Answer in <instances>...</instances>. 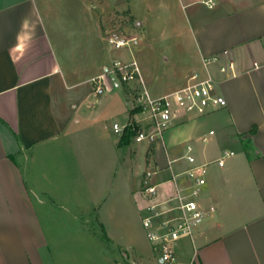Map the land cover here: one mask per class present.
<instances>
[{"label": "crops", "instance_id": "obj_1", "mask_svg": "<svg viewBox=\"0 0 264 264\" xmlns=\"http://www.w3.org/2000/svg\"><path fill=\"white\" fill-rule=\"evenodd\" d=\"M177 1L191 6L192 59L200 65L194 63L176 78L183 83L195 71L212 74L227 105L202 116L180 117L153 143L154 153L149 165L145 163L159 170L162 192L173 189L164 181L190 165L188 153L198 163H209L200 198L205 205L214 203L216 211L198 226L194 242L189 238L177 242L172 264H264V0H212V6L205 3L208 0H162V4L173 12ZM104 4L105 0H0V264L66 260L65 232L42 225L64 199L54 187L38 184L36 165L69 135L67 91L76 93L110 68L104 41L114 31L117 14L135 19L131 7L109 9ZM214 57L217 61L205 64ZM229 59L235 62L234 70L221 72L220 64ZM93 94L97 96L95 90ZM83 107L77 122L98 118L94 104ZM125 144L120 136L118 147ZM147 144L146 151L151 143ZM226 150L234 154L226 157L232 161L222 174L226 158L222 166L216 160ZM212 164L220 168H211ZM145 203L144 199L142 214ZM84 208V213H91L92 207ZM81 233L80 240L113 241L105 231L84 226ZM121 248L129 252L126 264L152 260L140 244L124 248L118 243L114 264H121Z\"/></svg>", "mask_w": 264, "mask_h": 264}, {"label": "rangeland", "instance_id": "obj_2", "mask_svg": "<svg viewBox=\"0 0 264 264\" xmlns=\"http://www.w3.org/2000/svg\"><path fill=\"white\" fill-rule=\"evenodd\" d=\"M177 2L179 7L173 12L162 0H105L104 4V8L109 9L131 7L135 19L117 14L113 29L127 37L138 38L137 43L120 48L105 40L106 64L112 68L115 60L135 59L145 82L144 88L154 97L180 88L186 82L179 83L176 76H184L194 63L200 65L192 59L195 42L191 6L183 7ZM81 88L78 93L67 91L71 116L68 137L58 141L55 148L48 149L36 165L38 184L54 187L57 195L64 199L55 213L42 220L46 230H61L66 234L63 239L67 256L62 257L66 260H61L60 264H114L118 243L124 248L140 244L147 256L152 257L147 264H170L154 257L158 254L153 250L142 221V177L144 170L150 168L145 164L148 142L134 140V130L131 142L118 147L121 134L113 130L114 122L126 124L131 116L133 102L128 100L125 83L119 82L112 90L97 96L93 94V82ZM87 93H90L88 98ZM91 104L96 107L98 118L77 122L78 110ZM231 161L232 157L226 158L225 166L218 171L222 174L229 171ZM216 166L212 164L211 168ZM84 207H92L91 213H84ZM84 226L107 232L113 241L105 238L104 242L95 243L88 237L80 240ZM128 257L129 252L121 248V264H126ZM135 257L136 261H141L137 253Z\"/></svg>", "mask_w": 264, "mask_h": 264}, {"label": "built area", "instance_id": "obj_3", "mask_svg": "<svg viewBox=\"0 0 264 264\" xmlns=\"http://www.w3.org/2000/svg\"><path fill=\"white\" fill-rule=\"evenodd\" d=\"M205 3L213 5L212 0ZM107 40L118 48L138 42L136 36L127 37L116 30L108 35ZM212 61H217V58L205 59L204 62L209 64ZM234 68L235 62L230 59L220 64V71L223 73ZM92 82L97 95L110 91L119 82L130 87L128 100L133 102L132 108H140L137 113L142 115L133 127L136 130L134 140L138 142L155 143L185 114L202 116L227 105L225 96L217 90L218 82L215 77L210 73L203 76L197 71L189 76L182 87L154 97L144 88L145 82L135 59L127 62L113 61V67L94 77ZM128 125L129 122H114L113 130L123 134ZM191 149L188 145L187 150L190 152ZM233 154V151L226 150L216 161L222 166L225 158ZM186 159L190 165L164 181L173 185L171 191H161L163 182L157 179V169H145L142 177L141 188L146 201L142 214L143 225L147 229L153 250L158 254H154V257L170 264L177 260V242L183 238L194 242L198 226L216 211L214 203L205 205L200 198L207 183L205 168L209 163H198L195 156L189 153Z\"/></svg>", "mask_w": 264, "mask_h": 264}, {"label": "trees", "instance_id": "obj_4", "mask_svg": "<svg viewBox=\"0 0 264 264\" xmlns=\"http://www.w3.org/2000/svg\"><path fill=\"white\" fill-rule=\"evenodd\" d=\"M125 92L127 94H129L130 92V87L125 84ZM140 110L139 107H135V108H131L130 109V125H128L124 131V133L121 135V144H125V143H128L131 141V135L132 133H134V125H136V118L134 117L135 114ZM154 153V144L151 143L149 146H148V149L146 151V164L149 165L150 163V160L152 158V155Z\"/></svg>", "mask_w": 264, "mask_h": 264}]
</instances>
